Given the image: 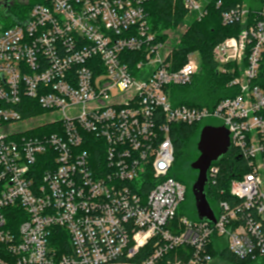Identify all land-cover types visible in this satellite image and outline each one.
<instances>
[{
    "label": "built area",
    "instance_id": "obj_1",
    "mask_svg": "<svg viewBox=\"0 0 264 264\" xmlns=\"http://www.w3.org/2000/svg\"><path fill=\"white\" fill-rule=\"evenodd\" d=\"M155 1L0 2V264H211L214 237L264 261V0L222 13L243 29L213 49L234 94L212 109L174 104L200 57L177 66L181 34L151 31ZM172 1L184 29L222 5ZM212 119L247 168L231 183L237 201L212 208L215 223L177 219L186 186L171 176L173 126ZM179 248L188 260L165 259Z\"/></svg>",
    "mask_w": 264,
    "mask_h": 264
},
{
    "label": "trees",
    "instance_id": "obj_2",
    "mask_svg": "<svg viewBox=\"0 0 264 264\" xmlns=\"http://www.w3.org/2000/svg\"><path fill=\"white\" fill-rule=\"evenodd\" d=\"M222 5L217 7L212 5L209 14L202 20L188 21L185 32L180 36V40L174 46V58L178 62V67L185 63L187 56L191 52L198 53L200 66L193 82L186 86H173L171 96L175 105H186L191 107H208L212 109L220 100L233 96L234 92L227 87L230 79L228 75L218 73V67L213 59L214 47L228 37L237 36L243 29L239 23L223 25L222 13L229 11L237 4L245 3L246 0H221ZM256 1V2H255ZM32 1L30 4H34ZM251 8L258 7L257 0H253ZM149 22L151 31L158 38L166 41L168 32H177L186 23L187 12L181 5L172 0H158L148 6ZM175 42V40H173ZM206 125H213V122L204 121L193 124H177L173 126L172 138L175 146V162L171 171V176L186 186V196L188 195L193 203V211L186 216L180 207L178 218L186 216L193 221H199L195 207V199L191 193L198 171L192 168V163L198 158L199 151L196 147L199 141L201 130ZM220 126V125H217ZM189 148L191 149L189 151ZM215 164L220 165V173L217 176L216 184L206 186L207 199L213 209L218 207L222 201L230 204L236 203V199L231 196L230 189L232 181L246 172L247 168L243 160L238 159L235 154L228 152ZM186 199V198H185ZM210 253L213 258H221L226 263L231 264H257L251 260H242L235 257L221 240L214 237L210 244ZM152 246H148L147 253H150ZM191 256L189 248H179L167 255V260H188Z\"/></svg>",
    "mask_w": 264,
    "mask_h": 264
},
{
    "label": "water",
    "instance_id": "obj_3",
    "mask_svg": "<svg viewBox=\"0 0 264 264\" xmlns=\"http://www.w3.org/2000/svg\"><path fill=\"white\" fill-rule=\"evenodd\" d=\"M198 158L192 168L198 176L192 186L198 218L202 221L216 222L214 211L207 199L208 170L212 163L219 161L230 149V135L225 126L206 125L200 133L197 144Z\"/></svg>",
    "mask_w": 264,
    "mask_h": 264
},
{
    "label": "rangeland",
    "instance_id": "obj_4",
    "mask_svg": "<svg viewBox=\"0 0 264 264\" xmlns=\"http://www.w3.org/2000/svg\"><path fill=\"white\" fill-rule=\"evenodd\" d=\"M3 1H5V0H0V2H3ZM253 2V0H246L245 1V4L247 5V6H250L251 4H253L252 3ZM5 10H4V8L2 7V6H0V15H2L3 14V12H4ZM20 12H21V10H16L15 11V13L17 14V15H19L20 14ZM2 21V20H1ZM3 22V21H2ZM179 32H175V31H171V37H174L173 39H171V40H177L178 38H179V35L180 34H182L184 31H185V29L184 28H182V27H180L179 29ZM209 122H213V124L214 125H222V123L219 121V120H214V119H212V120H208V123ZM197 144H198V142H197ZM197 144H196V147H197ZM191 149L189 148V151H190ZM191 193L193 194V192H192V189H191ZM189 195V194H188ZM186 196V199H185V201L181 204V206L180 207H182V208H184V212H185V214H186V216H189V214H191L192 213V211H193V203H192V200H191V198L189 197V196ZM194 196V195H193ZM195 199V198H194ZM194 203H195V201H194ZM195 207H196V205H195ZM188 218V217H187ZM217 261H220V259H217ZM222 264H231V263H226L225 261L224 262H222ZM257 264H264V261H260V262H258Z\"/></svg>",
    "mask_w": 264,
    "mask_h": 264
},
{
    "label": "crops",
    "instance_id": "obj_5",
    "mask_svg": "<svg viewBox=\"0 0 264 264\" xmlns=\"http://www.w3.org/2000/svg\"><path fill=\"white\" fill-rule=\"evenodd\" d=\"M217 259H220V261H217ZM224 262L221 258H215L211 264H222Z\"/></svg>",
    "mask_w": 264,
    "mask_h": 264
},
{
    "label": "flooded vegetation",
    "instance_id": "obj_6",
    "mask_svg": "<svg viewBox=\"0 0 264 264\" xmlns=\"http://www.w3.org/2000/svg\"><path fill=\"white\" fill-rule=\"evenodd\" d=\"M10 3H13V5H14V2H13V0H12V1L10 0Z\"/></svg>",
    "mask_w": 264,
    "mask_h": 264
}]
</instances>
